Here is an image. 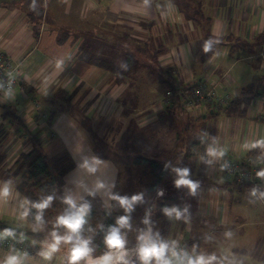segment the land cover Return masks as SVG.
I'll list each match as a JSON object with an SVG mask.
<instances>
[{
	"label": "crops",
	"instance_id": "0c3cea01",
	"mask_svg": "<svg viewBox=\"0 0 264 264\" xmlns=\"http://www.w3.org/2000/svg\"><path fill=\"white\" fill-rule=\"evenodd\" d=\"M209 39L214 42L205 53L203 45ZM0 50L19 69L12 96L0 91V180L12 178L15 188L13 163L33 145L16 120L10 124L13 116L40 133L47 155L70 153L76 165L66 175L63 188L66 193L84 195L77 182L91 186L97 177L114 191L120 166L110 158H99L90 133L86 136L84 130L110 117L117 107L114 102L125 103L124 95L136 97L138 103L139 91L155 93L153 101L164 104L171 91L180 104L183 92L201 83L230 100L248 93L238 113L228 114L212 103L200 106L203 111L197 115L204 119L203 132L192 141L193 148H200L208 159L205 149L213 145L224 149V156L205 164L201 178L199 169L189 171L190 178L200 184L194 196L198 215L193 218L188 210L187 224L171 219L175 230L170 232L178 241L196 240L197 254L214 253V264H237V256L248 253L246 247L258 239H263L264 247V227L255 229L264 225V209L254 206L255 196H247L248 187L225 181L228 177L221 168L225 162L245 159L254 149L264 165V142L257 143L264 141V96L259 94L264 90V0H0ZM98 54L114 62L118 56V66L131 54L141 65L118 83L112 69L87 59ZM155 62L149 70V63ZM157 68L161 72L153 79L150 72ZM131 77L142 90L126 87ZM92 157L102 164L89 176L78 165ZM166 189L178 197L181 187L173 183ZM97 196L104 205H111L103 192ZM0 220L10 227L29 226L27 219L17 218L11 200L0 201ZM4 251L0 248V255ZM263 252L256 254L262 264ZM58 254L48 262L33 257L29 264H61Z\"/></svg>",
	"mask_w": 264,
	"mask_h": 264
},
{
	"label": "clouds",
	"instance_id": "9594fccd",
	"mask_svg": "<svg viewBox=\"0 0 264 264\" xmlns=\"http://www.w3.org/2000/svg\"><path fill=\"white\" fill-rule=\"evenodd\" d=\"M213 42L212 39L204 42L203 51L205 53L211 50ZM0 91L4 96L11 97L13 93L11 82H0ZM262 142L264 141H258L257 143ZM205 154L208 159L204 160V156H201L200 159L207 164H211L213 160H219L224 156V149L209 145L205 149ZM101 164L102 161L95 157L83 158L78 168L91 176L97 172ZM165 167L167 168L168 165L165 164ZM225 167H227V162L221 165V168ZM172 171L176 176L173 181L174 186L177 188L184 187L188 190L189 195L195 196L200 184L190 178L189 169L177 167L173 168ZM256 177L264 181V168L256 172ZM77 186L88 197L103 192L109 200L119 205L124 213V215L118 216L114 225H109L106 230H104L103 225L99 226L104 230L103 244L107 251L96 257L92 255L95 250L92 246V237L82 235L91 209L90 202L84 199V195H73L71 192L65 193L61 198L64 205L63 210L52 221L45 220L44 212L52 205L53 200L56 198L55 193L41 194L38 199H31L17 191L13 179L9 178L0 180V201L9 202L11 200L15 214L21 221L31 216L28 223L34 233L42 231L46 224H51L46 238L39 242L41 247L36 253L45 262L51 261L54 254L59 252L63 245L66 246V249L65 254L60 258L61 264H134L133 261L126 258L129 250L125 247L127 240L122 229L131 228L130 213L138 203H143V192H137L130 197L127 195L122 196L119 193L112 192V185L107 184L99 177L95 179L91 186L85 184L83 180L78 181ZM249 194L257 196V189L253 187ZM157 195H163V191L158 190ZM259 198L264 199V192L259 193ZM161 211L165 217L174 218L175 220L183 219L186 224L189 223L187 206L184 208L164 206ZM149 215L150 213H145L142 220L145 228L138 230L136 236L135 254L139 264H214L217 261V256L214 253L205 255L201 252L197 254L195 245H193L192 251L189 252L178 249L177 242L174 240L161 239L159 233H153ZM88 230L90 231V229ZM5 239L22 242L25 239V233L21 231L17 234L15 228L5 227L0 229V241ZM33 243H36V241H33ZM32 259L33 257L27 250L10 245L0 255V264H29Z\"/></svg>",
	"mask_w": 264,
	"mask_h": 264
},
{
	"label": "trees",
	"instance_id": "16d2710c",
	"mask_svg": "<svg viewBox=\"0 0 264 264\" xmlns=\"http://www.w3.org/2000/svg\"><path fill=\"white\" fill-rule=\"evenodd\" d=\"M87 59L95 65L112 69L113 72L117 74L118 83L122 82L126 76L135 72L141 65L140 62L136 60L131 54H127L119 66L117 64L118 62L105 61L104 59H101V57L94 55L89 56ZM165 85L167 84L165 83ZM169 88L172 87L170 86ZM248 90L249 89H246L245 91L248 92ZM246 94L248 93H242L240 97L236 98L235 100H229L227 104L222 105L219 108L228 114L238 113L240 111V104L246 99ZM259 94L264 96V90H262ZM176 98L177 94L166 105V109H169L173 114L176 112V107H181V103L179 104ZM210 112H207V114ZM216 113L218 112L215 111L213 114ZM13 120H16L19 126L25 130L26 134L30 137V143L33 145L31 150L20 153L13 163L15 167L13 176L16 180V189L22 195L31 199H38L41 194L48 195L55 193L56 198L53 200L52 205L44 212L45 220L52 221L54 217L63 210L64 205L61 198L66 193L63 188L65 177L75 167L76 163L70 153L66 151L59 154V157H57V159L51 163L48 155L43 150V143L40 138V133L29 130L27 125L22 123L19 118L14 116L11 118V121L9 120L10 124H15ZM112 126H119L118 128H120L121 125L115 124ZM112 126H110V129ZM87 130L89 131L91 138H93L94 150L96 154L101 158H110L104 150L108 147V143L104 140L105 137L103 138L90 127L87 128ZM181 133L182 131L179 134ZM123 158L124 165L127 164L134 167L135 169L137 168L138 179L133 176V174L130 177L128 176L129 171L131 172V170L125 172V180L123 178L121 179L120 167V172L118 173V179L113 192L119 193L122 196L127 195L129 197L137 192H143L144 194L143 203H138L134 207V210L130 213V216H133V218L131 217L130 220L131 228L122 229V232L125 234L127 240V244L125 245L126 249L136 245V236L138 235V230L145 228L142 220L146 212L150 213L149 219L151 226L153 227V233H159L161 239L172 240L169 237L170 225L167 221L169 218L163 215L161 208L164 206L171 207L173 204L171 202L174 198L171 197L169 193L167 195L163 193V196L161 197L157 195L158 190H165L168 186L172 185L174 181L175 174L171 173L168 161L161 159L159 156L139 153L126 154ZM247 158H251L252 161L248 162L246 160ZM239 162L243 167L246 165L252 166V164H256L258 165V167H256L257 170L264 168V165L260 164V157H258L256 149L250 151L246 158ZM165 164L168 165L167 168L165 167ZM137 180L139 181L138 188L127 185L134 182L137 183ZM247 183L249 182L243 181L242 183H235V186L248 187L251 190L253 186ZM136 189L138 190L136 191ZM261 192H264V189H262ZM86 200L89 201V197H87ZM89 202L91 209L87 218L85 230L82 232V235L92 237V246H94L95 249L92 255L99 256L107 251L103 244L104 230H106L109 225H114L116 218L118 216L124 215V213L119 205H117L114 201H112L110 206H106L102 202H99V205L93 204L91 201ZM30 220L31 216L27 218V222ZM100 225L104 226V230L99 227ZM5 227L10 226L4 221L0 220V229ZM13 228L16 229L17 234H19L21 231L25 233V239L22 241V243L24 246H27V251L32 257H37L38 255H36V253L41 247L39 242L46 238L47 233L51 228V224H46L42 231H37L35 233L31 231L29 226L26 229L19 227ZM88 229H90V231ZM33 241H36V243H33ZM176 242L178 244L179 241L176 240ZM180 242L186 249L190 251L192 248L191 246L194 244V242H196V240L194 242L181 240ZM17 246L19 247V245ZM65 249L66 246L62 245L61 250L59 251L61 256L65 254ZM131 261H133L134 264H139L137 258Z\"/></svg>",
	"mask_w": 264,
	"mask_h": 264
},
{
	"label": "rangeland",
	"instance_id": "374dc122",
	"mask_svg": "<svg viewBox=\"0 0 264 264\" xmlns=\"http://www.w3.org/2000/svg\"><path fill=\"white\" fill-rule=\"evenodd\" d=\"M98 57H100V54H98ZM113 57L114 56H110V58ZM114 58L116 60L115 62H118L117 60L119 59V57L115 56ZM117 64H119V62ZM156 64H158V62L149 63L147 68L150 70V67L152 66L155 67ZM159 69L160 68H157L153 72H150L151 75L153 74L152 76L153 79L158 78V74L161 72ZM131 79L132 80L130 81L129 85H126V87L135 90H142V87L138 86L139 84L136 85L134 83L137 79L135 77H131ZM138 83H142L140 78L138 79ZM100 89L101 87H99V91ZM103 91L104 90H102V92ZM105 99L107 98H103V101ZM126 99L131 100V103L129 101H126ZM154 99H155V93L149 94L147 92L143 93L139 91L138 103H137L136 97L134 98V96L126 94L122 97V101L125 102L124 104L122 102H114V101L111 102L110 106L112 107V110H113V102L114 105H116L117 103V107H115L110 117L104 118V120L103 119L100 120L99 117L98 120H100V122L92 123L90 124L91 125L90 127L100 136H102L103 138L105 137L104 140L108 143V147L105 148L104 150L106 154H108L110 159H112V161L114 160L116 164L121 167V179L123 178L125 180V172H127L128 170H131V172L129 171V175H128L129 177L133 174V176H135L138 179L137 168L135 169L134 167L127 164L124 165L123 157H125L126 154H130V153L159 156L161 159H165L168 161L171 173H174L172 169L177 167L179 168L186 167L189 169V171H192L194 169H199L198 176L199 178H201L202 177L201 171L202 169L205 168L204 165L207 164L204 162V160H207V158L204 157V160L200 159V157L203 156V153L201 152L200 148H198L197 146L193 148L194 142H192L194 141V139H197V136L200 135V132H203L201 120L204 119L199 118L200 116L197 115L199 109L183 110L181 109V107L180 108L176 107V112L175 114H173L170 112L169 109H166V103L162 104L158 100L153 101ZM165 99H167V96H165ZM159 106L162 107L159 108ZM114 114L116 116H114ZM187 119L190 122L185 126V121ZM115 124L117 125L121 124L120 128H118L119 126L118 127L112 126ZM110 126H112L111 129ZM84 127L86 126L84 125ZM185 127H187V129H184ZM84 131L87 132L86 136L87 135L89 136V131L87 130V127L85 128ZM181 131L182 133L179 134ZM57 157H59V154L55 156L48 155V158L51 163H53L54 160L57 159ZM246 160L248 162L249 160L252 161L251 158L249 159L247 158ZM235 163L239 164L241 171H246V170L251 171L250 166L246 165L243 167L240 165V162L238 163L235 162ZM252 166L254 168L258 167V165L256 164H252ZM100 168L101 167H99L98 170ZM224 173L228 178L231 179L229 180L227 178L228 179L227 180L226 178H224L225 181H229L232 183L243 182V180H237L234 175H229L227 168L225 169ZM218 178L219 180H223V177L221 176ZM127 185L138 188L139 181L137 180V183L134 182ZM261 189H264L263 185L261 186ZM261 189H257V192L260 193ZM137 190L138 189H136V191ZM162 191L166 195L169 193L167 192L168 189L165 190L162 189ZM259 193H257V196H255V198L250 194H248L247 196L250 198H254L256 200V202L254 203V206L256 208L258 206H261L262 209H264V201L263 202L261 201L264 199L259 198ZM171 194L169 195L174 198L171 202L173 203L172 204L173 206L174 204H176L177 207H179L181 204L183 208L187 206L188 210L191 211V217L194 218V216L198 215V205L196 202V198H194V196L192 195H189L188 190L186 188L181 187L178 197ZM159 196L161 197L163 195H159ZM99 200L100 199L98 198L97 194L95 196L89 197V201H91V203L96 205L100 204ZM131 217L133 218V216ZM259 218L262 219L263 217L261 216ZM171 219L173 220L174 218ZM171 219L170 218L167 219L169 225L171 224ZM172 225L171 227L169 226V237L172 240L176 241L177 240L176 235L174 233L171 234V232H173L172 230H175V228L172 227ZM255 227H256L255 228L256 231L258 232V230L263 229L264 225H257ZM262 241L263 239H258L255 245H253L254 244L253 243L249 245V247L247 246L246 249L248 250V253H246L245 255L237 256L238 264H262L258 262L259 257L256 256L258 250L264 249V247L260 245ZM135 248L136 247L129 249L128 254L126 256L127 259L133 260L137 258L134 250Z\"/></svg>",
	"mask_w": 264,
	"mask_h": 264
},
{
	"label": "built area",
	"instance_id": "2783aa9c",
	"mask_svg": "<svg viewBox=\"0 0 264 264\" xmlns=\"http://www.w3.org/2000/svg\"><path fill=\"white\" fill-rule=\"evenodd\" d=\"M17 67L18 66L13 61L12 57H10V55H8L6 52L0 50V82L10 81L11 87L14 89L18 82L19 69ZM166 96L167 99H165L164 102L168 104L173 98V93L169 91ZM230 99V96L225 98L217 96L215 90L212 87H209L206 83H201L196 87L183 92L180 106L183 110H201L200 106L202 104L206 105L212 103L216 105L217 108H219L220 106L227 104ZM249 162L251 161L249 160ZM226 168L228 174L234 175L237 180H243L246 182L250 181L252 186H255L257 189H261L262 185L264 186V181L256 177V172L258 171L256 167H251V171H241L239 164H236L235 162H227V167H225V169ZM180 241L181 240H179L177 244V248L189 251L182 245ZM10 245H15L16 248L27 250V246H24L20 241H13L10 239L0 241L1 249L7 250ZM17 245H19V247Z\"/></svg>",
	"mask_w": 264,
	"mask_h": 264
}]
</instances>
